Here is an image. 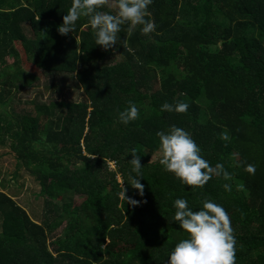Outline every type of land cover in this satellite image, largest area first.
I'll return each instance as SVG.
<instances>
[{
    "label": "trees",
    "instance_id": "16d2710c",
    "mask_svg": "<svg viewBox=\"0 0 264 264\" xmlns=\"http://www.w3.org/2000/svg\"><path fill=\"white\" fill-rule=\"evenodd\" d=\"M71 5L0 0V59L15 60L22 83L0 80V107L13 104L15 86H42L39 76L24 74L21 50L50 78L47 89L58 91L49 102L31 101L30 112L11 117L0 111V146L16 154L44 202L39 222L0 190V264H168L187 235L174 221L178 198L193 210L204 198L224 207L236 264H264V0H153L155 31L146 36L138 26L128 38L130 52L119 43L107 51L96 45L86 17L75 33L61 36L57 29ZM69 90L87 97L63 99ZM129 101L139 119L125 125L120 113ZM178 102L189 105L186 113L160 111ZM173 126L187 131L201 156L212 166L222 163L233 179L213 177L193 191L166 172L160 158L152 161L156 133ZM224 130L229 141L220 139ZM134 148L141 155L143 197L128 184L135 176L129 163ZM248 164L255 165L254 174L244 170ZM123 185L139 206L119 199Z\"/></svg>",
    "mask_w": 264,
    "mask_h": 264
},
{
    "label": "clouds",
    "instance_id": "9594fccd",
    "mask_svg": "<svg viewBox=\"0 0 264 264\" xmlns=\"http://www.w3.org/2000/svg\"><path fill=\"white\" fill-rule=\"evenodd\" d=\"M152 3L153 0H72V5L63 16V23L58 26L57 31L61 36H67L70 32L75 33L76 22L81 17H86L95 34L96 45L107 51L114 50L119 43L130 52L128 38L138 26L141 33L146 36L155 31V22L150 19L152 13L149 11ZM104 8L113 11H103ZM123 25H127V35L124 40H120L118 34ZM76 43L78 45L81 43L78 36ZM188 107L189 105L183 102L175 105L164 103L160 111L186 113ZM137 119L139 109L135 103L129 101V106L120 113V121L127 125ZM156 135L159 137V164L193 191L202 189L213 177H222L226 181L233 179L232 174L222 163L212 166L201 156L200 147L184 129L173 126L169 132L159 131ZM220 139L230 140L227 130L221 132ZM130 155L132 159L129 163L135 176H129L128 184L138 190L139 195L143 197L145 186L141 183L143 178L141 155L135 148L131 150ZM244 170L254 174L256 168L255 165L248 164ZM119 179L117 176V180ZM223 187L226 191H231L230 184L225 183ZM237 188L243 190L244 185L241 183ZM118 196L121 201L133 207L141 203L127 195L124 185ZM201 204L199 210H193L186 199L178 198L174 201V221L187 235L175 245L168 264H236V239L228 212L208 198H204Z\"/></svg>",
    "mask_w": 264,
    "mask_h": 264
},
{
    "label": "rangeland",
    "instance_id": "374dc122",
    "mask_svg": "<svg viewBox=\"0 0 264 264\" xmlns=\"http://www.w3.org/2000/svg\"><path fill=\"white\" fill-rule=\"evenodd\" d=\"M19 48L21 47L19 46ZM21 51H19L21 54L20 62L21 67L24 69V74H35L39 76L40 84L42 86L38 87L36 82L30 87L25 85L24 89L21 91L17 89V86L11 89L12 93L9 97L13 99V104L10 108L5 106L0 107V111L9 112L10 116L14 113L21 114L24 110L28 112L32 111L34 109V105H32L31 101L35 100L39 103L49 102L50 98H56L58 96L57 90L52 91L47 89L50 78H47L42 70L34 67L35 65L32 60H28L26 54ZM5 60L7 63H2L0 59V80L11 84H22L18 83V73L15 72L16 67H14L15 60L11 58H6ZM7 66H13V68L8 69ZM23 83L26 84V81ZM68 84H71V82ZM68 92L69 95L64 93L63 99L75 101V99L82 100L87 97L86 94H82L81 92L77 95H75V93H71L70 90ZM158 158H160L159 154H157V156L155 155L152 158V161H156ZM113 162L115 161L110 162V167L111 169L116 170L117 163L115 162V166H112ZM17 163L18 160L16 154L12 152L9 147L0 146V190H4L6 192L10 190L12 195L17 194L19 196L17 199L19 200L20 205L26 206L28 212L35 217L33 212H35L36 209L41 208L44 203L43 199L36 198V194L40 191V186L29 174L28 170L25 167L18 168ZM119 181H121V178ZM234 181L236 182V179H234ZM61 232L62 231L58 232V234L60 235Z\"/></svg>",
    "mask_w": 264,
    "mask_h": 264
},
{
    "label": "crops",
    "instance_id": "0c3cea01",
    "mask_svg": "<svg viewBox=\"0 0 264 264\" xmlns=\"http://www.w3.org/2000/svg\"><path fill=\"white\" fill-rule=\"evenodd\" d=\"M7 192H8L11 196H13L14 200H15L16 202H18V204L20 205L19 200L17 199V198H19V196H18L17 194L12 195V192H11L10 190H8ZM21 206H22V205H21ZM22 207H23L25 210H27V207H26V206H22ZM27 212H28V210H27ZM38 212H39V213L42 212V206H41V208H38V209L35 210V212H33V214H34L35 217H33L29 212H28V213L32 216L33 219H35V220H37V221L40 222V220L36 218V217L38 216Z\"/></svg>",
    "mask_w": 264,
    "mask_h": 264
},
{
    "label": "built area",
    "instance_id": "2783aa9c",
    "mask_svg": "<svg viewBox=\"0 0 264 264\" xmlns=\"http://www.w3.org/2000/svg\"><path fill=\"white\" fill-rule=\"evenodd\" d=\"M112 166H115V162L112 163Z\"/></svg>",
    "mask_w": 264,
    "mask_h": 264
}]
</instances>
